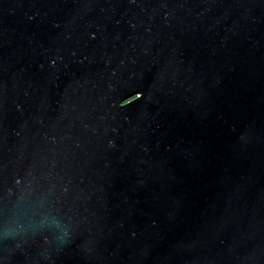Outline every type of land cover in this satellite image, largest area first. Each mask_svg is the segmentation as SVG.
I'll use <instances>...</instances> for the list:
<instances>
[{"label":"water","instance_id":"1","mask_svg":"<svg viewBox=\"0 0 264 264\" xmlns=\"http://www.w3.org/2000/svg\"><path fill=\"white\" fill-rule=\"evenodd\" d=\"M0 264H264V0H0Z\"/></svg>","mask_w":264,"mask_h":264}]
</instances>
